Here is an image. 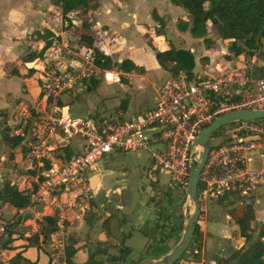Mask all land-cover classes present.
Wrapping results in <instances>:
<instances>
[{
    "label": "built area",
    "instance_id": "2783aa9c",
    "mask_svg": "<svg viewBox=\"0 0 264 264\" xmlns=\"http://www.w3.org/2000/svg\"><path fill=\"white\" fill-rule=\"evenodd\" d=\"M62 24V16L56 14L53 25L59 29ZM256 58L253 56L252 62ZM210 72L213 75L193 71L170 74L156 104L134 116L118 111L110 117L84 118L64 113L58 101L62 95L84 90L93 77L102 75L106 82H113L109 72L95 65L93 52H84L76 68L45 72L41 78L43 97L50 101V107L39 116H22L29 125L25 147L29 158L36 162L34 174L18 175L12 185L28 198L23 211L39 207L36 222L45 217L54 219L55 230L47 239L50 264L65 261L68 212L82 217L94 211L96 193L89 178L110 154H146L153 171L166 173L167 184L180 188L184 194L182 207L186 205L189 168L200 160L195 143L201 131L231 112L264 110L261 69L255 73L249 67L228 69L214 64ZM221 128L222 142L208 147L199 174L200 217L207 213L208 201L227 203L229 197L242 195L251 202L254 194L264 192V167L248 165L250 159L264 163V121H233ZM73 139L81 142L80 151L64 160L57 152L59 141ZM161 198L162 191L155 201ZM183 213L186 215L188 209L184 207ZM20 215L0 219V238L8 226L19 222ZM260 240L264 244V238ZM200 251L196 249L192 254L199 255Z\"/></svg>",
    "mask_w": 264,
    "mask_h": 264
},
{
    "label": "crops",
    "instance_id": "0c3cea01",
    "mask_svg": "<svg viewBox=\"0 0 264 264\" xmlns=\"http://www.w3.org/2000/svg\"><path fill=\"white\" fill-rule=\"evenodd\" d=\"M54 1L0 0V188L6 180H9V185L12 186L13 177L34 174L36 162L29 158L25 147L29 125L26 120H22V116L27 113L39 116L50 107V101L43 97L41 78L45 72L52 69L63 71L71 67L76 68L84 52L97 48L114 63L120 64L128 60L144 71L142 74L123 73L117 69L106 71L114 79L112 83L104 80L108 85H113L118 77L127 85L140 90L143 88V83H150L147 78L148 72L164 71L158 65L154 51L163 52L169 49L171 44L178 50L191 53L192 46L202 41L196 38L190 39L191 45L179 48L172 40L166 38L168 24L174 23L176 26L178 19L189 20L187 13L182 8L172 5L170 0H97L99 8L87 14L86 19L89 24L83 28L81 12L73 11L64 17ZM56 14H60L63 20L62 27L59 29L53 25ZM152 14H156L163 21V35L156 34L159 29L158 22L154 21ZM176 31L173 32L178 36V45L185 46L186 41H182L181 36L188 32ZM88 36L92 39V47H89L86 42ZM212 41V45L216 46H220V42L226 43L217 38ZM201 57H208V55L204 54ZM198 59L194 57L193 72H201V68L213 69L215 63L213 64L211 58H209L208 67L207 65L198 67ZM100 76L102 75L87 81L86 88L78 93L92 92ZM160 88L161 86L156 90L157 98ZM58 104L63 108L64 113L69 114L68 106L64 105L60 99ZM118 111L124 112L127 116L128 101L118 105L115 112ZM82 114V117L77 118L97 116L94 111ZM59 142L61 146L57 152L64 160L80 151L81 142L77 139ZM66 146L72 152L69 158L65 157ZM9 155L12 164L7 170L9 178L4 179L1 165ZM108 174L109 170L103 168L102 164L94 170L90 178H98L94 187L96 194L102 186L103 176ZM16 189L23 192L20 188L16 187ZM94 207L93 212L82 217L75 216L78 224L69 227L66 249L71 247L75 252L73 264H85L90 257L99 262L98 249H103L104 257L112 256L111 254L118 252L120 247H125L127 241L138 242V239L141 246L149 242L152 247L151 253L145 259H158L169 254L182 237L184 222L180 220L181 217L175 219L171 226L169 225L171 230H168L167 223L162 224L164 212L159 213V211L156 215L157 221L149 226L145 224L143 217H139V223H126L125 219L118 221V226H112L115 213L112 214L107 210V206L99 207L96 200ZM23 209L15 210L8 203L0 202V219L9 220L21 214L19 222L8 226L5 234L0 238V264H12L11 260L17 255L22 258L17 264H50L47 256L49 249L47 240L39 235L38 245L26 241L38 233L39 225L35 221V212L38 210L34 208L23 211ZM121 209L118 207V210ZM25 214H30L31 219L23 220ZM166 231L169 233L168 237L163 235ZM202 233L199 264L207 263V250L212 252V249H216V252L209 257V264H218V260L228 257L234 251L235 244L239 246L238 241L226 235L223 238L226 241H219L216 245L211 242L207 249L205 227H202ZM8 241L9 247L3 248L2 244ZM222 244L228 248L229 254H225L226 250L220 248ZM128 248L131 249L130 246ZM165 248H167L166 251H163ZM103 264L108 263L103 261Z\"/></svg>",
    "mask_w": 264,
    "mask_h": 264
},
{
    "label": "rangeland",
    "instance_id": "374dc122",
    "mask_svg": "<svg viewBox=\"0 0 264 264\" xmlns=\"http://www.w3.org/2000/svg\"><path fill=\"white\" fill-rule=\"evenodd\" d=\"M166 30V38L172 40V42L179 48H185L187 47L186 45H191L190 39H194L187 31L188 33L181 36L183 38L182 41L185 40L186 44H184L185 46H181L178 45V36L173 32H177L175 24H168ZM206 37L214 39L209 24ZM202 43L203 42L201 41L198 42V45H193V50H191L193 56L199 58L197 64L198 67L206 65L208 67L209 58H211L213 64H219L228 69L241 67L247 69L249 67L250 71L254 70L255 73L258 72V69H264V46L256 55L257 58L252 62V59H249L245 55L234 57V55L228 50V43L224 44L220 42V46L210 45L208 47ZM222 47L223 50H221ZM204 54L208 55V57H201ZM200 70H202L201 72L203 74L213 75L209 68H201ZM115 72H117V70H115ZM260 76H264V70L260 73ZM168 77L169 73L166 71H150L147 73V78L150 83H143V88L137 90L134 87L127 85L125 81L118 77L113 85H108L102 76H100L97 79V85L92 92H73L62 95L60 100L64 105L68 106L70 116L76 118L82 117V113L87 111H94L99 117H110L116 113L115 111L118 105L128 101L127 116L131 117L138 112L144 111V109L152 108L156 104L158 99L156 90L162 86ZM221 130L222 128L216 131V133L209 139V148L222 142ZM10 161L11 159L9 155L7 160L1 165L4 179L9 178L7 170L11 168L12 163H10ZM252 164H255L258 169L264 167V163L256 159L249 160L248 165L252 167ZM102 166L109 170V174L103 176V183L96 194L95 200L99 207L107 206V210L112 212V214L115 213L116 216L115 220H112V226H118V223L125 219L127 220L126 223H139V217H143L145 219V224L149 226L154 221H157L156 215H158V211L159 213L164 212L163 216L165 219L162 218L161 222L162 224L167 223L166 226L169 227L168 230L171 228L170 226L175 219L181 217L180 220L182 222L184 221L182 220V212H184L185 207H182L184 201L183 192L179 187L173 184H167L166 173L161 174L153 171L146 154H142L138 157L132 153L126 154L116 152L104 158ZM14 179L15 178L13 177L12 180ZM9 182V180H6L7 184ZM13 188L16 187L13 186ZM158 189H161L162 196L164 197L161 198L160 202L155 201L157 194L161 193ZM167 197H169V199H167ZM250 201L251 202H249L244 196L240 195L229 197L227 203L219 202V204H216L212 201L206 202L207 213L204 214L202 218L200 217L198 225L201 228L205 227L207 249L211 242H213V245H216L219 241H226L223 239L226 235L231 236L234 241L239 242V246L234 243V250L243 246L244 239L239 236L238 227L234 221L236 217L242 216L248 208H250L254 214V220L251 222L250 230L248 231V233L252 234V240L248 245L258 238L259 232L264 228V192H257L253 195ZM118 207H121L122 209L118 210ZM187 215L188 213L186 216ZM77 224L78 220L75 218V215L68 212V231L69 227H74ZM145 230L147 231V229ZM167 231L163 234L166 237L169 235ZM200 242L201 240L194 243L193 240L184 255L175 264H199V257L201 254L193 255L192 253L196 249L199 251L202 250ZM139 243V239L138 242L134 240L127 241L125 247H120L118 252L115 251L113 252L115 254L111 255L112 257H120L124 264H139L141 261L145 260L152 251L149 242L145 244V246H141ZM128 246H130L131 249H129ZM220 248H224L226 250L225 254H229V250H227L228 248L225 245L222 244ZM166 249L167 248H165V250L163 249V251H166ZM213 252H216V249H212V252L207 250L206 264H209V257L212 256ZM47 256L49 259V254ZM99 259L103 260L104 255H100Z\"/></svg>",
    "mask_w": 264,
    "mask_h": 264
},
{
    "label": "trees",
    "instance_id": "16d2710c",
    "mask_svg": "<svg viewBox=\"0 0 264 264\" xmlns=\"http://www.w3.org/2000/svg\"><path fill=\"white\" fill-rule=\"evenodd\" d=\"M171 4L182 8L188 15L189 20L178 19L176 28L180 32H189L196 39H201L205 46L213 44L211 38H207L208 24L212 29L214 38L228 43V50L234 57L241 55L251 59L257 55L264 46V0H170ZM54 3L62 15L66 17L73 11L81 12V27H87L88 13H92L99 8L97 0H55ZM154 21L158 22L157 35H163V21L152 14ZM66 21L68 19L66 18ZM69 26V25H68ZM86 42L92 47V39L88 36ZM94 56V63L104 71L117 69L123 73L134 72L142 74V68L135 66L132 62L124 60L120 64L114 63L110 57L100 52L97 48H91ZM155 59L160 68L169 74L184 71L190 74L195 67V60L192 54L186 50H178L170 44L169 49L160 52L154 51ZM264 69L262 68L261 71ZM60 105V104H58ZM72 155L68 146L65 149V157ZM60 156V155H59ZM0 202L8 203L13 209L25 208L28 198L22 191H18L6 182L0 188ZM254 220L253 211L248 208L240 217H236L234 223L238 227L239 236L244 239V245L234 250L228 257L218 260V264H264V228L259 232L258 238L248 246L252 240V234L248 233L251 222ZM38 233L34 234L26 241L33 245H38V237L41 235L44 240L55 230L54 219L45 217L38 222ZM202 238V228L197 224L192 242H199ZM10 242L2 244L3 248L9 247ZM97 253L102 255L103 249H98ZM65 264H73L75 252L68 247L65 251ZM21 256H15L11 262L17 264ZM124 264L120 257L105 256L103 260L94 261L93 257L88 258L85 264Z\"/></svg>",
    "mask_w": 264,
    "mask_h": 264
},
{
    "label": "water",
    "instance_id": "95a60500",
    "mask_svg": "<svg viewBox=\"0 0 264 264\" xmlns=\"http://www.w3.org/2000/svg\"><path fill=\"white\" fill-rule=\"evenodd\" d=\"M249 120H264V110H241L234 111L229 114L216 118L208 127L204 128L198 135L196 146L200 151V160L196 166L193 164L189 168V182L187 187V201L185 209H188V215L183 213L184 228L180 242L171 250V252L161 258H147L139 264H175L184 255L185 251L192 242L193 235L200 218V206L197 198V187L200 171L206 161L208 153V141L213 134L222 126L233 121H249ZM97 177L89 178V183L94 190L97 182ZM95 191V190H94ZM39 210V207H35ZM31 219L30 214H25L23 220ZM8 236H6L7 238Z\"/></svg>",
    "mask_w": 264,
    "mask_h": 264
}]
</instances>
